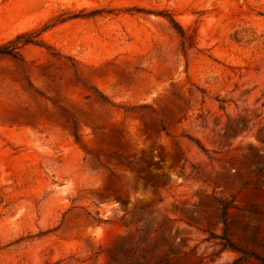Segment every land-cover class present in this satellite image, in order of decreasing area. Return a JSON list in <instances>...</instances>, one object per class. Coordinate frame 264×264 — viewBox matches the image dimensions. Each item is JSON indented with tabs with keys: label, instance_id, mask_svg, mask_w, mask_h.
<instances>
[{
	"label": "rangeland",
	"instance_id": "rangeland-1",
	"mask_svg": "<svg viewBox=\"0 0 264 264\" xmlns=\"http://www.w3.org/2000/svg\"><path fill=\"white\" fill-rule=\"evenodd\" d=\"M31 34L0 264H264V0H0V44Z\"/></svg>",
	"mask_w": 264,
	"mask_h": 264
},
{
	"label": "trees",
	"instance_id": "trees-1",
	"mask_svg": "<svg viewBox=\"0 0 264 264\" xmlns=\"http://www.w3.org/2000/svg\"><path fill=\"white\" fill-rule=\"evenodd\" d=\"M171 21L177 28H179L181 34H184V30L182 27L179 25V23L171 17ZM39 43L40 40L37 38V35H29L25 37V35H18L15 39L9 41L6 44H0V54H7L11 55L15 58H18L20 55V48L23 44L26 43Z\"/></svg>",
	"mask_w": 264,
	"mask_h": 264
}]
</instances>
